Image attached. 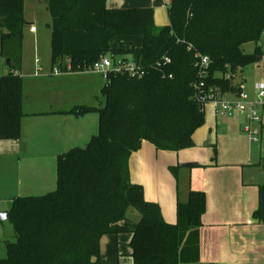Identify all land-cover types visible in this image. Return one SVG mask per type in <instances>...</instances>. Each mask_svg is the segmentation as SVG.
<instances>
[{
    "label": "trees",
    "instance_id": "1",
    "mask_svg": "<svg viewBox=\"0 0 264 264\" xmlns=\"http://www.w3.org/2000/svg\"><path fill=\"white\" fill-rule=\"evenodd\" d=\"M50 16V59L65 71L90 70L106 53L130 56L144 69L141 78L109 72L103 105L75 106L63 113L98 114V130L83 147L56 159V188L16 196L7 219L14 240L4 241L0 264H101L103 236L130 233L133 264H215L199 261L198 230L205 194L190 190L177 201L176 221L167 223L159 205L143 197L129 175L130 155L148 141L157 150L194 146L207 99L240 91L236 73L263 57L241 46L264 32V0H170L168 24L156 26L152 7L109 8L106 0H44ZM24 0H0V55L8 72L0 76V139H18L23 116L22 55ZM116 36H140L136 47ZM199 55L208 65L199 75ZM163 56L167 65L156 66ZM170 75V77H169ZM202 82L197 89L195 84ZM175 172V168H171ZM139 213L137 221L126 215Z\"/></svg>",
    "mask_w": 264,
    "mask_h": 264
},
{
    "label": "crops",
    "instance_id": "2",
    "mask_svg": "<svg viewBox=\"0 0 264 264\" xmlns=\"http://www.w3.org/2000/svg\"><path fill=\"white\" fill-rule=\"evenodd\" d=\"M157 1L152 3L154 23L159 26L157 10L163 6L167 19L162 26L169 22L170 0ZM126 2L106 0V5L109 8L145 7L137 5L136 1H130L134 5H125ZM24 18L27 31L33 36L35 56L33 61L32 56L28 58L24 54L23 57L22 46L20 137L0 139V211L6 212L16 196L41 195L54 190L57 156L70 148L83 147L97 133V113L63 111L79 105H103L104 78L91 70L54 73L50 32L49 56L44 59L36 55L37 50L40 52L38 29L35 27V32H29V25L34 23L28 22L25 15ZM129 37L132 36H116L109 44L111 48L119 44L128 47L133 45ZM124 39L129 42L127 45ZM114 40L118 44H113ZM260 42L258 47L264 53V41ZM141 43L142 37L136 47ZM244 46L249 48L244 50ZM256 47L254 42L241 46L245 53H252ZM248 66L252 68L245 73ZM259 81H264L263 57L239 70L232 82L242 85L249 98L254 99L255 85ZM236 97L230 92L222 95L230 101ZM258 111L261 123L257 141H251L243 130L246 112H235L231 116L217 114L215 104L206 103L204 122L192 135L194 146L165 151L142 141L140 149L129 157L131 181L142 186L145 200L159 205L167 223H175L177 201L184 202L190 190L204 192L206 205L198 230L200 262L264 264V100ZM182 163L194 165L181 166ZM171 168H175V172ZM130 239V233L103 236L100 240L101 264H133Z\"/></svg>",
    "mask_w": 264,
    "mask_h": 264
},
{
    "label": "built area",
    "instance_id": "3",
    "mask_svg": "<svg viewBox=\"0 0 264 264\" xmlns=\"http://www.w3.org/2000/svg\"><path fill=\"white\" fill-rule=\"evenodd\" d=\"M29 32H35V26L33 24L28 27ZM264 35V32H263ZM113 59H109L104 55L101 56L91 66L90 70L96 73H100L104 80L107 79L109 72H115L120 74H126L130 77L141 78L144 75V69L139 66L131 57L112 55ZM170 63V58L163 56L156 62V66L167 65ZM199 75L204 74V69L208 65L207 56L199 55L197 61ZM66 70H69L67 66ZM61 70L57 67L54 68V73H59ZM170 77V75H169ZM203 85L202 82L195 84V88L199 89ZM200 99H207V102H212L216 106L217 114H226L228 116L233 115L235 112H246L247 122L243 126L244 132L248 135L251 141H257L260 134L261 116L259 114V107L263 104L264 100V81H259L255 85V98L250 99L249 95L244 91L243 86L240 85V91L236 94V99L233 101L223 99L222 96H213L209 93L196 95Z\"/></svg>",
    "mask_w": 264,
    "mask_h": 264
},
{
    "label": "rangeland",
    "instance_id": "4",
    "mask_svg": "<svg viewBox=\"0 0 264 264\" xmlns=\"http://www.w3.org/2000/svg\"><path fill=\"white\" fill-rule=\"evenodd\" d=\"M126 1L127 2L125 5H131V4L134 5L133 4L134 2H130V1H136L137 5L139 6L141 5V6H145V7L147 6V7H152V8H154L152 6L153 5L152 3H155V4L158 3L157 0H126ZM165 1H168V0H165ZM23 13L26 19L28 20V22L33 21L34 23L33 25L38 29V33L40 34V39H39L40 52H38L37 50L36 55L39 57H41L40 55H42L44 56V59H45L46 57L49 56V44H48L49 35L48 34L50 32V29L47 26V24L50 22V16L46 9V2H43L40 4V3H36L34 0H25ZM166 19L167 18H166L163 6L162 8L159 7V9L157 10V19H156L157 25L161 26V23H164ZM129 38L131 39L130 41H132L133 46H137V43L140 37L132 36ZM261 39L264 41V35L262 36ZM22 43H23L22 44L23 57H24V54H26L28 58H31L32 56V61H33V58L35 56L34 40H33V36L30 35L27 31V24L23 28ZM112 43L118 44V42H116L115 40L112 41ZM124 43L127 45L129 42H127V39H124ZM248 48L249 46H244V50H247ZM104 56L109 59H113L112 54L110 53H106L104 54ZM116 56L118 57L119 55H116ZM127 57H130V56H127ZM251 68H252L251 66H248L245 73L250 72L249 70H251ZM8 69H9V66L7 65L6 59L0 55V76L3 75L4 72L7 71ZM100 76L103 77L101 74ZM208 103H212V102H208ZM52 170L54 171L53 168ZM55 174H56V167H55ZM1 212H4V210H1L0 213ZM126 215L134 221H137L139 219V213L133 208H129L126 212ZM1 224L3 227L1 230V236H0V258H4L6 255V250H5L4 242L2 240L7 239L9 241H13L14 237L12 236L13 228L10 225L8 219H2Z\"/></svg>",
    "mask_w": 264,
    "mask_h": 264
},
{
    "label": "water",
    "instance_id": "5",
    "mask_svg": "<svg viewBox=\"0 0 264 264\" xmlns=\"http://www.w3.org/2000/svg\"><path fill=\"white\" fill-rule=\"evenodd\" d=\"M260 45H261V42L258 41V42H257V46H260ZM180 165H181V166H191V165H194V164H190V163H182V164H180ZM6 217H7V212H6V211L0 213V219H5Z\"/></svg>",
    "mask_w": 264,
    "mask_h": 264
}]
</instances>
